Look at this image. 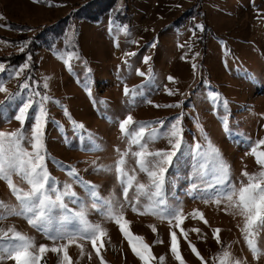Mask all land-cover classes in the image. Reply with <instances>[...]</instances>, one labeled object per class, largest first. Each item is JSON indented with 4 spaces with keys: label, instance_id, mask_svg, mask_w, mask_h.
Returning a JSON list of instances; mask_svg holds the SVG:
<instances>
[{
    "label": "rangeland",
    "instance_id": "obj_1",
    "mask_svg": "<svg viewBox=\"0 0 264 264\" xmlns=\"http://www.w3.org/2000/svg\"><path fill=\"white\" fill-rule=\"evenodd\" d=\"M97 10L105 12L98 21L83 18L85 13L93 14ZM16 25L30 26L28 37L32 39L39 32L45 35L46 42L29 57L32 59L27 62L29 66L19 76L0 73L2 86L7 89L0 92V101L6 102L9 94L22 91L24 83L41 95L46 93L60 101L61 106L52 101L46 105L47 171L61 191L65 184H71L72 191L82 201L87 220L100 223L107 230L101 250L106 264L142 262L119 226L93 208L94 201L85 188L74 182L61 164L74 167L83 182L96 186L100 197L123 205V215L131 222V232L151 246L155 257L152 264H160L161 256L165 257L163 264H179L170 251L173 231L185 264H202L191 251L189 242L196 246L207 264H219L218 257L225 251L231 254L232 261L264 264V226L255 229L254 238L261 251L257 259L241 232L244 218L233 214L226 201L217 205L203 194L212 178L211 165L207 174L197 168L195 148L199 144L201 153H207L210 143L218 149L219 156L230 167V179L237 189L242 182L248 183L243 172L261 171L250 154V144L264 138V0H0V58L18 54L27 47L24 39L18 44L10 40L19 37L18 30L13 28ZM196 25H203V31ZM72 53L79 59L70 60L69 70L64 60ZM145 57L150 59L145 62ZM6 63L0 60L9 71L22 66ZM31 64L35 67L26 72ZM137 69L144 75H138ZM170 76L174 78L171 81ZM45 78L47 88L43 87ZM140 85H145L144 95L136 96L131 103L124 87H137L139 91ZM169 90L173 94L169 95ZM215 93H219L220 101L227 102L226 106L211 100ZM65 108L71 120L65 115ZM181 113H184L182 149L168 167L164 184L168 203L179 206L184 217L180 227H176L175 220L170 225L167 219L132 211L124 202L114 166L119 159L116 149L124 152L129 148L119 121L131 115L137 122H151L146 132L151 129L163 132ZM15 114L8 106L0 116V131L21 128ZM71 121L82 124L83 129H74ZM158 121H164L165 128ZM32 122L28 120L24 124L26 137L31 134ZM23 147L32 151L27 140L23 141ZM138 150L135 145L131 148V152ZM157 150H172L168 137L148 141V151ZM258 150H264V146ZM131 152L126 157L125 169L135 175L137 184L148 185V176L139 170ZM101 165L105 170L98 171ZM12 179L21 189L29 190L30 186L19 175L14 174ZM51 195L55 199V193ZM136 195L133 187L129 200H135ZM0 201L9 206L5 211L12 206L18 208L15 196L3 180H0ZM64 203L72 212L81 210L79 203L67 197ZM145 203L146 198L141 196V211ZM194 210L203 213L207 223L194 217ZM63 214L56 212L57 216ZM149 225H154L156 232ZM13 226L34 241L33 251L42 244L51 248L66 243L61 240L54 244L23 216L6 215L0 219V228L7 230ZM181 228L187 232V239ZM217 228L221 230L220 243L213 238V230ZM157 240L162 242L156 243ZM78 244L84 245L83 257ZM68 253L73 264H100L91 241L78 239L69 246ZM58 262L59 256L49 251L41 264ZM5 264H14V261L7 260Z\"/></svg>",
    "mask_w": 264,
    "mask_h": 264
},
{
    "label": "snow or ice",
    "instance_id": "obj_2",
    "mask_svg": "<svg viewBox=\"0 0 264 264\" xmlns=\"http://www.w3.org/2000/svg\"><path fill=\"white\" fill-rule=\"evenodd\" d=\"M39 2V0H33ZM196 28L203 31V25H196ZM23 50V49H21ZM128 55H134L130 53ZM72 58L79 59L78 55L69 54L68 59L64 62L71 70L70 60ZM150 58L145 57L147 62ZM127 63V61H125ZM29 65L25 63L19 69L9 71L4 64H0V73L8 72V74L19 76L21 72ZM195 69V65H193ZM138 75H144L137 69ZM171 81L174 78L168 77ZM47 78H45L44 88H47ZM36 83V82H33ZM3 81H0V92H7V89L2 86ZM145 85L129 89L124 87V94L129 97L131 103L135 102L136 96H143ZM22 91L11 93L7 96L6 102L0 101V116L7 111L8 106L16 111L15 119L20 122L21 128L13 132L0 131V180L7 183L11 193L15 196L18 202V208L5 205L0 201V219L6 218V215H19L27 219L28 223L37 228L39 231L44 232L45 236L52 240L55 244L56 241H66V243L49 248L47 245H40L38 250L33 251L35 248L34 241L15 230L14 226L9 227L7 230L0 228V264H5L7 260L14 261V264H41L44 255L51 251L59 256L58 264H73L72 257L68 253L70 245L75 244L77 240L91 241L92 247L95 250V255L99 257L100 264H106L104 257L101 255V250L104 248V238L107 236V230L103 228L100 223L93 224L87 220L86 210L82 206V201L77 197L76 193L72 191L71 184H65L63 191L57 186L54 177L47 171L46 159L48 153L45 146V130L49 123L47 103L60 105L59 100L48 96L46 93L41 95L40 91L32 88L28 83L21 85ZM173 94L169 90V95ZM38 98V99H37ZM214 103H223L225 106L226 101L219 100V93L211 96ZM95 103V101H94ZM179 105H166V107H178ZM159 107V105H157ZM65 115L71 120L70 114L67 109H64ZM184 113L175 118L174 123L168 125L165 131L161 132L159 129H151L146 132L151 122H137L131 115L119 121V128L123 136L129 140V148L124 152L119 153V159L116 161L115 170L117 177L122 186L124 202L129 204L132 211L140 215L151 214L161 219H167L169 224L175 220L176 227H180L183 222L182 210L177 205L168 203L166 194L164 192L165 174L173 164L174 158L181 152L183 143V128L182 118ZM7 119V117H4ZM33 121L31 124L30 136H25L24 124L26 121ZM73 128L83 129V125L75 121H71ZM161 128H165L164 121H158ZM226 123V121H225ZM166 136L172 146L171 151L157 150L155 152L148 151V141L154 142L155 140ZM81 140L84 136L81 135ZM27 140L30 143L32 151L29 152L23 147V141ZM174 141V143H173ZM138 147V151L131 152L132 146ZM264 146V138H261L250 144V154L255 157L256 163L261 167L259 173L249 174L243 172L242 175L247 178L248 183H241L238 189L231 182L230 167L219 156V150L209 143V152L201 153V146L197 144V168L208 173V165H211V180L206 184L203 194L211 197L212 202L219 205L223 201L227 202L228 208L233 211V214L239 215L244 218V226L241 232L244 234L245 242L247 243L254 258H259L261 254L255 240V229L259 226H264V150H258ZM191 150V149H190ZM131 152V155L136 158V164L141 172L146 173L149 178V184H137L134 174L130 175L125 169L126 157ZM159 158V159H157ZM206 161L207 163H204ZM67 174L73 179L74 182L81 184L85 188L88 196L94 201L93 208L100 212L106 220L114 221L118 226L120 232L128 240L129 246L133 253L140 259L142 264H152L155 257L151 251V246L144 242V238L135 235L130 230L131 222L128 221L123 215L124 207L119 201L100 197L96 192V186L90 182H83L79 177L78 172L72 166H64ZM98 171L105 170L101 165L97 168ZM19 175L29 186V190L25 191L18 187L13 182V175ZM135 187L136 198L129 200V191ZM195 187V186H194ZM52 193H55V199L52 198ZM144 196L147 203L143 205L141 211L140 197ZM69 198L74 203L81 205V210L72 212L67 208L64 203L65 198ZM209 201L206 199L205 203ZM59 210L63 215L57 216L56 212ZM194 217H199L204 220L203 213L194 210ZM204 223H207L204 220ZM55 225V226H54ZM72 225V227H69ZM153 232H156L154 225H149ZM194 232H199V229H192ZM220 229L213 230V238L217 243H220ZM181 232L187 239V232L181 228ZM11 233V235H9ZM170 251L173 257L179 264H185L184 258L179 249V241L176 232L170 233ZM99 242V246H97ZM160 243L162 241H155ZM80 248V255H84V245L78 244ZM191 251L201 260L202 264H207L203 256L196 248L195 245L189 242ZM231 254L227 251L223 253L222 257H218L219 264H242L241 261L230 260ZM91 259V254H89ZM164 256L159 258L160 264H163Z\"/></svg>",
    "mask_w": 264,
    "mask_h": 264
},
{
    "label": "trees",
    "instance_id": "obj_3",
    "mask_svg": "<svg viewBox=\"0 0 264 264\" xmlns=\"http://www.w3.org/2000/svg\"><path fill=\"white\" fill-rule=\"evenodd\" d=\"M104 15H105L104 11L97 10L93 14L85 13L83 18H86L92 21H98ZM13 28L18 30L19 37H15L10 40L14 42L15 44H18L19 42H21V39H24L25 40L24 42L27 45V47L25 48V50H23L22 52L18 54H11L9 56H3L0 58V60L3 62H7L6 64L11 65V66H21L27 63L28 61L32 60L29 57H33L34 54H36V51L38 50V48H40L41 43L46 42V37L45 35L38 32V34H36L32 39H30L28 37V34L31 30L30 26L16 25V26H13ZM23 31L25 32V34H23ZM33 67L35 66L31 64L30 67L26 70V72L31 71ZM32 80L35 81L34 77ZM30 84L32 85L31 80H30Z\"/></svg>",
    "mask_w": 264,
    "mask_h": 264
}]
</instances>
